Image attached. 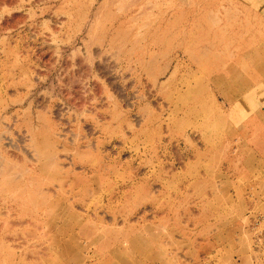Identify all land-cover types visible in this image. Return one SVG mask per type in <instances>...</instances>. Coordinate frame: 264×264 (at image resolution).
<instances>
[{"label": "rangeland", "instance_id": "rangeland-1", "mask_svg": "<svg viewBox=\"0 0 264 264\" xmlns=\"http://www.w3.org/2000/svg\"><path fill=\"white\" fill-rule=\"evenodd\" d=\"M262 98L264 0H0V264H264Z\"/></svg>", "mask_w": 264, "mask_h": 264}, {"label": "bare ground", "instance_id": "bare-ground-1", "mask_svg": "<svg viewBox=\"0 0 264 264\" xmlns=\"http://www.w3.org/2000/svg\"><path fill=\"white\" fill-rule=\"evenodd\" d=\"M51 8V7H50ZM97 10V9H96ZM53 11V10H52ZM55 11V10H54ZM97 12V11H96ZM50 13H52V12H50ZM95 15V14H94ZM95 17V16H94ZM57 22V21H56ZM60 22V21H59ZM237 73L236 72H233V73H231V75H233V76H235ZM217 80H220L219 82H221V77L220 76H217ZM252 83V82H251ZM200 89V88H199ZM199 89H197V90H199ZM202 89V88H201ZM223 90V89H222ZM193 91V90H192ZM194 91H196V90H194ZM201 91V90H200ZM238 91H240L239 89H238ZM224 94V93H223ZM262 101L264 102V98H262ZM33 124V123H32ZM260 124H262L263 126H264V119L263 120H261V123ZM257 128V127H256ZM43 144V143H42ZM239 148V147H238Z\"/></svg>", "mask_w": 264, "mask_h": 264}]
</instances>
